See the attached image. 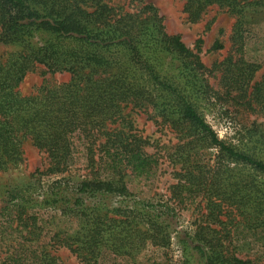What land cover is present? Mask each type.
Listing matches in <instances>:
<instances>
[{"label": "trees", "instance_id": "obj_1", "mask_svg": "<svg viewBox=\"0 0 264 264\" xmlns=\"http://www.w3.org/2000/svg\"><path fill=\"white\" fill-rule=\"evenodd\" d=\"M213 5L235 15L238 27L236 54L217 65L222 96L204 77L203 39L196 52L186 46L166 31L153 4L129 11L103 0H0V41L20 46L0 60V171L25 161L29 140L48 153V172L66 173L82 152L91 176L44 183L38 198L35 191L13 197L0 210V264H62L60 248L81 264H264L238 255L247 246L240 238L264 237V180L239 177L240 167L264 177V159L219 139L199 104L228 97L236 100L234 107L264 113V70L253 81L260 66L242 55V29L251 12L264 10V0H185L191 21ZM40 67L70 78L23 94L26 75ZM128 105L149 107L188 133L181 146L189 150L182 155L187 161L192 152L217 150L210 183L194 160L197 167L172 186L168 200L132 197L127 178L149 176L157 160L139 139L113 127ZM194 198H201L205 211L196 228L179 238L181 257L174 259L175 205ZM61 220L75 227H63Z\"/></svg>", "mask_w": 264, "mask_h": 264}, {"label": "rangeland", "instance_id": "obj_2", "mask_svg": "<svg viewBox=\"0 0 264 264\" xmlns=\"http://www.w3.org/2000/svg\"><path fill=\"white\" fill-rule=\"evenodd\" d=\"M108 5L122 10L136 11L144 5L153 4L163 18V24L169 34L181 36L182 41L189 48L197 51L198 39H203L200 57L204 65V77L210 86L222 96L225 94L221 81L222 72L217 65L230 55H235L239 47L234 32L236 28V16L217 5L208 7L198 21H191L185 10V0H103ZM248 1V0H247ZM248 22L242 29V52L245 60L256 63L260 69L255 74L253 81L258 80L264 70V10L258 9L251 12L247 18ZM222 44L221 49H214V44ZM20 51V46L4 44L0 41V60L8 55ZM240 55V54H239ZM45 69L40 67L30 71L20 86L25 95L36 93L43 82L51 84L67 81L70 74L67 72L45 74ZM244 101V100H243ZM241 101V103L243 102ZM236 100L225 97L217 100H201V112L207 122L212 126L219 139L231 144L236 149L249 152L255 157L264 159V145L259 143L264 137V113L259 109L232 106ZM113 127H118L130 135V140L139 139L140 145L157 160L149 176H136L131 174L128 179V187L134 198L150 199L154 201H166L171 197L172 186L186 176L189 168H196L194 160L204 166L208 178L203 182L210 183L209 176L212 172L210 166L218 159V152L213 148L202 149L197 155L191 153V159L186 160L182 155L189 150L181 149L184 140L191 136L187 133L177 131L163 121L159 114L149 107L140 108L128 105L123 109L121 120ZM135 140V141H136ZM259 140V141H258ZM185 151V152H183ZM25 161L5 171H0V210L7 204H12L13 197H32L31 192L35 191L34 198H38L39 186L44 183H51L57 178L64 176L82 179L91 177L84 155L76 154L73 166L66 173L48 172L52 167L50 157L44 150L38 149L27 140L24 143ZM195 156V157H193ZM191 166V167H190ZM251 177L257 181H263L264 177L257 175L247 167H240L239 177ZM186 179H182L185 181ZM197 183V182H196ZM200 183H197V185ZM200 195V194H199ZM191 194L189 197H202ZM21 198H16V202ZM22 201V200H21ZM201 198H194L193 201L186 200L177 208V217L174 220L175 233L170 251L174 259L181 257V246L179 238L191 233L196 228L195 221L205 208L200 205ZM52 208V207H48ZM59 218V217H58ZM65 219V218H60ZM226 219V217H223ZM63 227H75V223L62 221ZM244 238V237H242ZM247 242L238 255L259 257L264 262V237L259 234L257 237L247 236L246 241L240 238L239 244ZM237 243V242H235ZM62 264H81L74 254L65 248L58 251Z\"/></svg>", "mask_w": 264, "mask_h": 264}]
</instances>
